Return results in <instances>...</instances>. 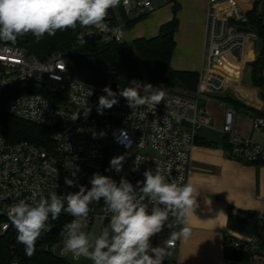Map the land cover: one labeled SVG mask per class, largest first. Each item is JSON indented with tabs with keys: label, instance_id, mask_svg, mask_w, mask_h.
Here are the masks:
<instances>
[{
	"label": "built area",
	"instance_id": "1",
	"mask_svg": "<svg viewBox=\"0 0 264 264\" xmlns=\"http://www.w3.org/2000/svg\"><path fill=\"white\" fill-rule=\"evenodd\" d=\"M206 1L204 46L195 96L178 94L168 86H157L149 81L154 90L164 89V98L155 107L143 106L134 113L126 99L119 96V91L110 87L117 93L118 103L99 114V97L107 95L104 88L109 86L75 77L66 53L59 51L37 57L16 41H0V93H10L5 103L6 111L51 131L46 146L27 140L12 142L0 132V234L10 228L9 209L19 200L35 203L50 198L52 192L65 198L69 193L78 192L80 186L91 189L94 173L111 177L118 186L122 178L127 180L137 196L146 170L155 172L160 169L170 182L188 183L196 132L201 127L212 126V117L201 104L203 97L210 93H226L250 104L254 103L250 100V93L258 98L256 90L246 82L247 67L253 61L249 54L250 38L257 33L253 29H239L243 26L239 22L245 18L244 14L234 7L224 6L223 0ZM153 9L152 0H131L130 10L125 11L130 19H135ZM104 23L103 30L86 27L80 31L77 44L96 39L124 41V23ZM137 81L145 85L143 79L133 78L128 86L135 87ZM73 83H76L74 87ZM89 88L92 95L87 96ZM140 93L144 95L143 87ZM73 95L81 98L79 104L73 102ZM88 105L91 111L85 117L83 111ZM77 111L80 112L79 118L71 120L69 117ZM235 117L236 109L228 107L221 128L231 147L230 156L246 163L264 161V143L239 134ZM252 127L264 129V117H254ZM109 145L121 147L125 154L133 156L129 167L115 175H111ZM77 168L79 171L72 177ZM66 177L75 179L76 186H67ZM138 181L141 184L138 185ZM64 203L66 207V199ZM143 203L150 214L153 203L149 199ZM89 208L87 219L80 222L89 229L93 220L99 218L103 222V231L112 215L103 210L104 200L94 201ZM72 219L71 216L69 223ZM55 221L50 216L47 222L50 230L44 232L53 231ZM174 222L175 217L170 214L165 226ZM85 233L90 234L89 231ZM229 240L237 248L260 252L263 258L259 264H264V247L259 245V238L254 242L237 238ZM168 244L175 247L176 240L170 239Z\"/></svg>",
	"mask_w": 264,
	"mask_h": 264
},
{
	"label": "clouds",
	"instance_id": "2",
	"mask_svg": "<svg viewBox=\"0 0 264 264\" xmlns=\"http://www.w3.org/2000/svg\"><path fill=\"white\" fill-rule=\"evenodd\" d=\"M119 6L121 0H0V41L15 43L17 37L31 33L38 42L45 34L54 36L57 31L69 28L75 30L77 25L103 30L109 10ZM123 6L130 10L131 0H123ZM75 85L73 83L72 87ZM80 85L82 89L85 88L83 83ZM141 87L144 95L140 93ZM104 92L107 95L100 96L97 105V112L101 115L104 109H111L118 103L117 93L110 87H105ZM86 93L87 96L92 95L91 89H87ZM164 94L163 88L154 90L151 84L141 85L138 81L135 87L127 86L119 91V96L126 99L133 113L143 106L155 107L163 100ZM71 99L77 104L81 102V98L75 95ZM83 102L87 104L86 99ZM90 111L91 106L84 107V116ZM79 116L80 112L77 111L69 118L76 120ZM124 159L122 155L113 157L110 168L121 171ZM78 171V168L73 171L72 177ZM143 175L145 179L139 189V196L127 180L122 178L118 186L111 177L94 173L90 190L80 186L78 192L69 193L65 198L52 192L50 198H42L35 203L19 200L9 209V219L16 229L17 242L23 244L26 254L31 256L42 232L50 230L47 223L49 217L55 220L64 211L73 217L60 233L64 252L86 257L92 264H163L166 257L171 255L168 241L191 236L187 225L189 216L193 215L197 207L199 192L191 182H170L160 169L155 172L146 170ZM76 183L75 179L65 178V184L69 187L76 186ZM101 198L104 200L103 210L112 215L108 227L96 238L90 251L89 238L81 230L80 221L87 219L89 205L94 201L99 203ZM145 199L154 205L150 214L143 203ZM170 214L175 217V222L168 223L167 227L172 229L177 224L182 227L171 233L164 246L152 247L150 239L163 231ZM109 232L112 234L110 239Z\"/></svg>",
	"mask_w": 264,
	"mask_h": 264
},
{
	"label": "crops",
	"instance_id": "3",
	"mask_svg": "<svg viewBox=\"0 0 264 264\" xmlns=\"http://www.w3.org/2000/svg\"><path fill=\"white\" fill-rule=\"evenodd\" d=\"M180 25L175 34L176 49L172 56V67L176 70H199L205 35L207 12L206 0H178ZM154 8L149 18L137 21L128 27L132 40L138 37H153L160 26L173 18V3ZM226 7L246 14L256 9L264 15V0H223ZM244 20V19H243ZM242 20V21H243ZM246 27V26H244ZM248 28V27H247ZM258 51V37L251 36L249 54L255 60ZM264 77V69H263ZM253 87V86H252ZM253 93L250 104L237 98L244 106L236 108L223 99L226 93H210L203 97L201 104L212 117V126H204L196 132V143L192 151L191 182L199 192L193 215L189 216L188 227L191 236L187 239L173 238L176 246L170 247L171 255L163 264H259L258 256L252 262L229 258L225 255L227 239L237 238L254 242L264 235V163H246L233 159L225 146L221 132L225 110L236 109V131L246 137L264 143V129L252 127L257 112L264 111V101ZM195 96V92L191 97ZM252 108V109H250ZM175 228L164 227L163 231L150 239L152 247L164 246ZM151 254V253H149Z\"/></svg>",
	"mask_w": 264,
	"mask_h": 264
},
{
	"label": "trees",
	"instance_id": "4",
	"mask_svg": "<svg viewBox=\"0 0 264 264\" xmlns=\"http://www.w3.org/2000/svg\"><path fill=\"white\" fill-rule=\"evenodd\" d=\"M165 2L173 3V18L162 24L158 34L153 37H138L131 42L126 40L105 42L96 39L78 45L77 34L84 28L77 25L75 30L69 28L57 31L54 36L45 34L38 42L31 33L21 36L16 42L37 57H44L59 51L64 52L75 77L97 85H108L116 91L127 87L133 78H146L162 87L168 86L171 91H173L172 88L182 90L178 94L191 97L197 88L198 72L176 70L172 67V56L176 49L175 34L180 25L178 13L181 5L178 0H165ZM116 13L124 17L126 26H131L148 15L144 14L130 19L124 9L123 0H121V6L109 10L105 22H119ZM239 24L257 33V56L249 63L252 66L251 85L264 91V15L254 9L248 12L246 19L240 21ZM9 94L7 91L0 93V132L2 135L12 142L27 140L46 146L49 143L50 129L9 114L5 109ZM223 99L236 108L244 106L241 101L230 94H225ZM257 114L264 117V111H259ZM225 146L230 155L231 147L226 137ZM254 163H264V161ZM70 219L71 216L68 213L61 212L55 221L54 230L42 232L31 256L26 254L25 246L17 242V232L11 222L7 232L0 234V264H75L66 256L58 255L52 250L55 244L63 240L60 233ZM226 242L225 255L229 258L245 262H252L257 256L260 259L263 258L260 252L250 248H237L229 239ZM259 245L264 247V235L260 236Z\"/></svg>",
	"mask_w": 264,
	"mask_h": 264
},
{
	"label": "rangeland",
	"instance_id": "5",
	"mask_svg": "<svg viewBox=\"0 0 264 264\" xmlns=\"http://www.w3.org/2000/svg\"><path fill=\"white\" fill-rule=\"evenodd\" d=\"M153 1V4H154V8H162L163 6L167 5L164 3V0H152ZM117 12V11H116ZM151 13V12H150ZM146 15L144 17L143 20H147L149 17V14ZM117 15V19L119 22H122L124 23V25L126 26V23H125V19L123 16L119 15L118 13H116ZM21 37V36H20ZM20 37H17V39H19ZM124 40L128 41V42H131L132 41V35H130L129 33V29L128 27H124ZM144 80V84L147 85L149 80H147L146 78L143 79ZM157 86H160L158 84H155ZM172 90L175 92V93H179V92H182V90H179V89H173ZM124 156L125 159H124V162H123V168L122 169H125V168H128L131 161H132V154L131 153H127L125 154L124 150L121 148V147H117V146H114V145H109V149H108V159H109V163H110V160L113 158V157H116V156ZM117 171H115L114 169H112V173L111 175H115ZM101 200H103V198H101ZM109 222L108 221L106 224H105V228L108 227L109 225ZM0 223H1V218H0ZM82 224V222H81ZM103 229V222L101 219L99 218H95L93 220V223H92V226L91 228H86L83 224H82V231L84 232H87L89 231V242H90V249H91V246L94 244L96 238H98L101 234V231ZM110 234V238H111V232H109ZM63 247H64V244H63V240L58 242L57 244H55L53 247H52V250L58 254V255H61V256H66L67 258L70 259L71 262L75 263V264H92V261L87 259L86 257H76L74 256L71 252H64L63 251Z\"/></svg>",
	"mask_w": 264,
	"mask_h": 264
},
{
	"label": "water",
	"instance_id": "6",
	"mask_svg": "<svg viewBox=\"0 0 264 264\" xmlns=\"http://www.w3.org/2000/svg\"><path fill=\"white\" fill-rule=\"evenodd\" d=\"M245 19L246 18H244V20ZM239 29H241L243 31H251V28H247L244 26H240ZM246 82L249 85L252 84V66H250V65H248V67H247ZM259 96L264 101V91L263 90H259Z\"/></svg>",
	"mask_w": 264,
	"mask_h": 264
}]
</instances>
